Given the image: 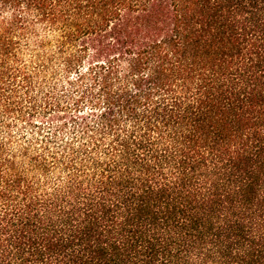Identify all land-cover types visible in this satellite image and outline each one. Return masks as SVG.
Masks as SVG:
<instances>
[{
	"label": "trees",
	"instance_id": "1",
	"mask_svg": "<svg viewBox=\"0 0 264 264\" xmlns=\"http://www.w3.org/2000/svg\"><path fill=\"white\" fill-rule=\"evenodd\" d=\"M69 52L117 83L150 69L148 88L118 89L60 161L71 180L8 213L37 157L4 118ZM0 264H264V0H0Z\"/></svg>",
	"mask_w": 264,
	"mask_h": 264
},
{
	"label": "clouds",
	"instance_id": "2",
	"mask_svg": "<svg viewBox=\"0 0 264 264\" xmlns=\"http://www.w3.org/2000/svg\"><path fill=\"white\" fill-rule=\"evenodd\" d=\"M133 55L135 56V53ZM104 56L107 57V53H104ZM62 59L64 63L59 64L55 71L49 70L40 75L34 84V91L29 92L28 99L36 107L28 114L17 112L12 119L7 116L4 118L6 139L13 145L29 149V157H37L28 163L21 173L24 180L20 187L29 192V198L10 201L11 207L6 209L8 213L15 210L17 214H27L26 206L32 204L36 197L41 198V201L48 199L54 188L61 187L71 180L69 172L61 171L64 165L60 161L73 147H79L80 136L87 131L85 125H94L97 130L102 127L103 118L117 100L118 89L124 91L130 81H135L136 90H140L141 86L148 88L150 69L133 71L132 67L128 68L121 72L117 83L114 76L109 78L104 73L97 76L95 71L88 72L87 67L81 69V59L78 55L72 56L69 52ZM95 60L103 63L99 54ZM129 72L138 75H130ZM151 92L153 100L161 107L172 108L174 103L179 102L177 97L183 98V93L177 89L176 84L159 90L152 88ZM85 108L87 111H84ZM8 125L12 127L8 128ZM120 127L124 128L125 125L121 124ZM154 138H160L159 133ZM163 144L169 148L173 146L172 142L166 139ZM45 168L50 171L46 172ZM164 173L167 180L164 177H156L161 183H172L180 179V173L175 168L166 166ZM56 177H59V180ZM11 195L15 197L17 193L12 192ZM38 210L41 222L47 224L49 220L45 211Z\"/></svg>",
	"mask_w": 264,
	"mask_h": 264
}]
</instances>
